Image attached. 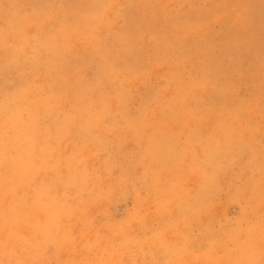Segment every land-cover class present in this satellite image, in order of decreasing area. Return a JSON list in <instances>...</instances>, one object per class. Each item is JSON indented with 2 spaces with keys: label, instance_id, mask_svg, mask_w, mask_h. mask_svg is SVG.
Instances as JSON below:
<instances>
[{
  "label": "rangeland",
  "instance_id": "obj_1",
  "mask_svg": "<svg viewBox=\"0 0 264 264\" xmlns=\"http://www.w3.org/2000/svg\"><path fill=\"white\" fill-rule=\"evenodd\" d=\"M0 264H264V0H0Z\"/></svg>",
  "mask_w": 264,
  "mask_h": 264
}]
</instances>
